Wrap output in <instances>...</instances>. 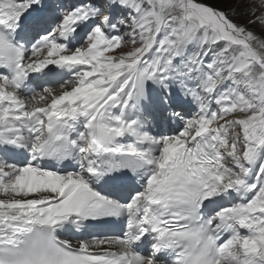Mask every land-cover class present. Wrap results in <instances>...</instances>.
I'll return each mask as SVG.
<instances>
[{
  "label": "snow or ice",
  "instance_id": "snow-or-ice-1",
  "mask_svg": "<svg viewBox=\"0 0 264 264\" xmlns=\"http://www.w3.org/2000/svg\"><path fill=\"white\" fill-rule=\"evenodd\" d=\"M0 264H264V0H0Z\"/></svg>",
  "mask_w": 264,
  "mask_h": 264
},
{
  "label": "rangeland",
  "instance_id": "rangeland-1",
  "mask_svg": "<svg viewBox=\"0 0 264 264\" xmlns=\"http://www.w3.org/2000/svg\"><path fill=\"white\" fill-rule=\"evenodd\" d=\"M210 1L214 2L215 4H217L218 6H220L223 9H228L229 7L235 6V4L238 3V0H210ZM243 7H244V4L241 3L240 4V8L242 9ZM241 18H245V17L243 15H241L240 17H237V22H239V23H245L246 18H245L244 21ZM255 31L257 33H259L260 32V29L257 27L255 29Z\"/></svg>",
  "mask_w": 264,
  "mask_h": 264
},
{
  "label": "trees",
  "instance_id": "trees-1",
  "mask_svg": "<svg viewBox=\"0 0 264 264\" xmlns=\"http://www.w3.org/2000/svg\"><path fill=\"white\" fill-rule=\"evenodd\" d=\"M202 2L206 3V4H210L216 7L221 8L220 6H218L217 4H215L214 2L210 1V0H201ZM240 2V0H238V3ZM234 4V3H233ZM223 9V8H222ZM243 21L245 20V18H241Z\"/></svg>",
  "mask_w": 264,
  "mask_h": 264
},
{
  "label": "bare ground",
  "instance_id": "bare-ground-1",
  "mask_svg": "<svg viewBox=\"0 0 264 264\" xmlns=\"http://www.w3.org/2000/svg\"><path fill=\"white\" fill-rule=\"evenodd\" d=\"M176 125H178V124H176Z\"/></svg>",
  "mask_w": 264,
  "mask_h": 264
}]
</instances>
